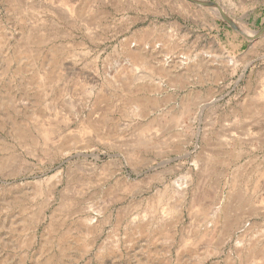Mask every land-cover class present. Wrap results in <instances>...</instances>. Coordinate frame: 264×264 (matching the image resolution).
<instances>
[{
    "label": "rangeland",
    "instance_id": "rangeland-1",
    "mask_svg": "<svg viewBox=\"0 0 264 264\" xmlns=\"http://www.w3.org/2000/svg\"><path fill=\"white\" fill-rule=\"evenodd\" d=\"M232 2L0 0V264H264V0Z\"/></svg>",
    "mask_w": 264,
    "mask_h": 264
},
{
    "label": "bare ground",
    "instance_id": "bare-ground-1",
    "mask_svg": "<svg viewBox=\"0 0 264 264\" xmlns=\"http://www.w3.org/2000/svg\"><path fill=\"white\" fill-rule=\"evenodd\" d=\"M194 1H199V0H194ZM227 2L229 3V5L230 6H233L234 4H233V2H232V0H227ZM202 3V2H201ZM204 3H206V2H204ZM203 3V4H204ZM219 6H215V5H213L212 4V6H214V7H206V9L208 10V12L210 13V14H212L213 16H219L220 14H222V13H225V11L227 10L228 11V8H225V7H223L222 5H220V4H218ZM210 6V5H209ZM226 14V13H225ZM240 31H242V32H244L245 34H246V32L242 29V28H238ZM144 49V48H143ZM142 52V51H141ZM141 54H143V52L141 53ZM138 101V100H137ZM135 107H137L138 109H136V111H139V108H140V106L139 105H135ZM143 113V112H142ZM188 177H190L189 175H188ZM200 177V176H199ZM239 196V195H238ZM231 198H232V196H231ZM239 198V197H238ZM240 199V198H239ZM232 200V199H231ZM237 201H239V200H237ZM228 204H229V202H228ZM231 206V207H230ZM229 207L230 208H228V206L226 207L225 206V208H224V210L222 211V212H224V215L227 217H225L224 219H226L225 221H224V223L226 222V226H227V228H231V227H233L234 226V218L232 217V213L234 212V211H236L235 209H233L234 207H232V203H231V205H230ZM241 206V205H240ZM231 208H232V210H231ZM243 209V208H242ZM166 211L167 210H165V209H163V213H166ZM171 211V210H170ZM170 211H168V213H170ZM243 211V210H242ZM232 212V213H231ZM236 215V214H235ZM239 215V214H238ZM237 216V215H236ZM238 217V216H237ZM237 219V218H236ZM235 219V220H236ZM223 229V228H222ZM213 230V229H212ZM223 232H224V230H223ZM225 233V232H224ZM224 235V234H223ZM221 238V237H220ZM222 239V238H221ZM218 242H220V241H218ZM219 244V243H218Z\"/></svg>",
    "mask_w": 264,
    "mask_h": 264
},
{
    "label": "water",
    "instance_id": "water-1",
    "mask_svg": "<svg viewBox=\"0 0 264 264\" xmlns=\"http://www.w3.org/2000/svg\"><path fill=\"white\" fill-rule=\"evenodd\" d=\"M208 3H209V2H208ZM210 4H213V5L216 6V3H215V2H214V3L211 2ZM223 18L226 20V22H228L229 24H231V26H233V25H232V22H231L229 19H227L226 16H224Z\"/></svg>",
    "mask_w": 264,
    "mask_h": 264
}]
</instances>
